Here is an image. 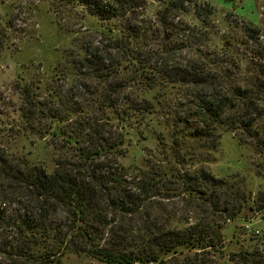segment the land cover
Masks as SVG:
<instances>
[{
    "label": "rangeland",
    "instance_id": "obj_1",
    "mask_svg": "<svg viewBox=\"0 0 264 264\" xmlns=\"http://www.w3.org/2000/svg\"><path fill=\"white\" fill-rule=\"evenodd\" d=\"M145 1L146 11L137 9L123 20L102 21L72 1L0 0V171L13 165L22 170L42 166L52 172L60 159L87 172L77 151L80 143L75 131L80 128L98 138L120 134L117 109L123 104L122 89L130 99L144 97L153 104L146 114L130 113L123 133L124 147L104 157L124 167L115 171L124 177L128 190L138 193L137 183L153 176L155 163L161 165L164 160L165 165L172 160V121L193 117L196 109L191 86L177 83L166 73L178 65L177 71L185 74L186 66L197 63L200 71L223 73L243 85L253 77L249 71L253 51L264 54V44L248 40L235 18L261 25L264 0H193L214 7V15L209 17L196 13L194 3L173 11L163 1L178 0ZM230 12L235 15L228 17ZM158 17L164 19L166 27ZM140 25H147L142 44L119 31ZM116 45L119 48H114ZM94 54L102 62L97 63L98 70L91 71L85 67L86 57L96 62ZM103 61L114 68L109 71ZM260 136L264 138V134ZM220 142L214 159L201 165L218 177L245 178L251 197L238 219L224 224V244L219 249L169 253L162 256L161 264H254V260L240 259V253L264 251V200L260 201L264 196V148L254 139L241 145L232 132H225ZM201 165L186 167L192 171ZM13 183L6 179L0 188ZM180 188L169 174L143 201L139 217L184 226L188 217L198 215L202 208ZM17 209L11 206L13 212ZM68 212L52 216L57 229L52 237L72 233L75 217ZM105 214L99 210L97 215L107 219ZM114 216L110 214L109 220ZM137 218L123 217L120 225L134 227ZM95 221L92 219L94 226L86 227L96 242L105 244L108 230ZM245 224L260 232H250ZM71 239L70 247L59 251L60 261L52 264H109L82 250L85 241L80 235Z\"/></svg>",
    "mask_w": 264,
    "mask_h": 264
},
{
    "label": "trees",
    "instance_id": "obj_2",
    "mask_svg": "<svg viewBox=\"0 0 264 264\" xmlns=\"http://www.w3.org/2000/svg\"><path fill=\"white\" fill-rule=\"evenodd\" d=\"M59 1L79 3L102 21L123 20L137 9L147 10L145 0ZM163 3L173 11L182 10L186 4L194 3L195 12L205 17L215 12L214 7L206 2L178 0ZM262 10V23L259 26L235 18L241 24L244 36L259 44H264V5ZM159 14L161 16V12ZM234 15L231 12L227 14L228 17ZM157 21L166 27L164 19L158 17ZM145 29L147 25H140L139 28L127 26L119 31L127 39L142 44L147 38L143 32ZM253 52V64L249 69L253 77L246 81V85L235 82L223 73H206L204 68L200 71L197 63L186 66L185 74L177 71L180 68L178 65L170 69V73L162 69L172 76L170 79L191 86L196 109L193 117L186 116L179 118L178 122L172 121V160L165 162V165L164 160L161 165L155 163L153 176L137 183L138 193L128 190L124 185V177L115 171L116 167L121 170L124 167L115 166L104 157L124 147L123 133L130 113L146 114L144 112L151 111L153 104L144 97L140 100L130 99L122 93V89L119 95L123 104L117 109L120 134L115 135L114 132L110 138H98L91 133L86 134L80 128L75 131L80 143L77 151L86 162L87 172L60 159L52 172L42 166L28 170L13 165L4 166L0 171V184L10 179L14 185L0 188V264L57 263L62 255L59 251L70 247L71 238L77 235L85 241L82 250L109 264H161L162 256L169 253L186 249L209 253L219 249L224 244V224L238 219L251 192L246 187L245 178L237 179V175L232 179L218 177L201 164L214 159V153L219 150L220 139L225 132L234 133L241 145L254 139L264 148V138L260 136L264 134V54L258 50ZM94 56L96 62L86 57L85 67L91 71L98 70L96 65L102 62L98 59L99 55ZM104 66L109 71L114 68L105 63ZM104 98L107 102L108 97L104 95ZM116 105H112V108ZM254 114L258 116L256 119L252 118ZM91 127L94 128L92 124ZM160 143L165 144L163 141ZM198 164L201 166L191 168L192 171L186 167ZM169 174L180 184L181 193L192 195L202 208L198 215L188 217L189 220L182 227L163 221L150 222L139 217L143 201ZM261 200H264V196ZM12 205L18 207L17 212L11 210ZM99 210L106 213L107 219L97 215ZM59 211H69L75 217V223L70 229L72 233H61V239L58 236L52 237L57 230L52 224V216ZM110 214L115 216L109 220ZM127 216L138 217L134 227L120 225L121 219ZM94 218L95 222L103 224L104 229L108 230L109 241L105 244L96 242L86 227L94 226ZM54 238L59 247L54 243ZM240 259L264 264V251H245L240 253Z\"/></svg>",
    "mask_w": 264,
    "mask_h": 264
},
{
    "label": "built area",
    "instance_id": "obj_3",
    "mask_svg": "<svg viewBox=\"0 0 264 264\" xmlns=\"http://www.w3.org/2000/svg\"><path fill=\"white\" fill-rule=\"evenodd\" d=\"M245 228H247L250 232H255V233L260 232L258 229H253V227H251L250 224H245Z\"/></svg>",
    "mask_w": 264,
    "mask_h": 264
}]
</instances>
